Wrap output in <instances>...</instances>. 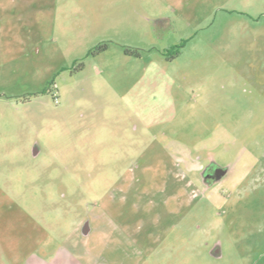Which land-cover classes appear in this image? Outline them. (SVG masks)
Returning <instances> with one entry per match:
<instances>
[{
	"label": "rangeland",
	"instance_id": "1",
	"mask_svg": "<svg viewBox=\"0 0 264 264\" xmlns=\"http://www.w3.org/2000/svg\"><path fill=\"white\" fill-rule=\"evenodd\" d=\"M261 155L264 0H0V264H264Z\"/></svg>",
	"mask_w": 264,
	"mask_h": 264
},
{
	"label": "flooded vegetation",
	"instance_id": "2",
	"mask_svg": "<svg viewBox=\"0 0 264 264\" xmlns=\"http://www.w3.org/2000/svg\"><path fill=\"white\" fill-rule=\"evenodd\" d=\"M199 155L191 156L192 164L189 168V171L192 174H197L196 177L187 178V195L188 199L192 201L195 197L200 195L202 192H205L211 188H213L217 183L222 181V178L225 177L231 170L232 164L230 165H221L212 157L205 160V162L200 161ZM256 160V165L247 166L245 168V175L248 172L264 174V156L254 157ZM195 163L199 165L196 166ZM81 227L82 230L88 229V222H85ZM210 254L215 257H221V248L219 241L211 248ZM264 255V250L260 251L259 255Z\"/></svg>",
	"mask_w": 264,
	"mask_h": 264
},
{
	"label": "crops",
	"instance_id": "3",
	"mask_svg": "<svg viewBox=\"0 0 264 264\" xmlns=\"http://www.w3.org/2000/svg\"><path fill=\"white\" fill-rule=\"evenodd\" d=\"M38 152V150H37ZM91 230L88 228V232L86 234L83 233L84 236V244L86 245L85 249L80 252H75L70 248L65 246L61 247L56 254L53 255V258L48 254L47 249L44 247L36 252H31L27 257L25 264H92V259L89 251V243L92 238ZM99 240H102L99 236ZM79 244L81 241L79 239L76 240ZM76 241L73 242L75 248H79ZM89 242V243H88ZM44 244V243H43Z\"/></svg>",
	"mask_w": 264,
	"mask_h": 264
},
{
	"label": "built area",
	"instance_id": "4",
	"mask_svg": "<svg viewBox=\"0 0 264 264\" xmlns=\"http://www.w3.org/2000/svg\"><path fill=\"white\" fill-rule=\"evenodd\" d=\"M50 91H51V95H52L54 101L57 102L58 101V94L56 92V86H54L53 89H50Z\"/></svg>",
	"mask_w": 264,
	"mask_h": 264
},
{
	"label": "trees",
	"instance_id": "5",
	"mask_svg": "<svg viewBox=\"0 0 264 264\" xmlns=\"http://www.w3.org/2000/svg\"><path fill=\"white\" fill-rule=\"evenodd\" d=\"M106 47H107V45H105V44H103V45L102 44H99V45L96 46L95 50L100 52V51L105 50ZM128 51H130V50L129 49H126V52H128Z\"/></svg>",
	"mask_w": 264,
	"mask_h": 264
},
{
	"label": "water",
	"instance_id": "6",
	"mask_svg": "<svg viewBox=\"0 0 264 264\" xmlns=\"http://www.w3.org/2000/svg\"><path fill=\"white\" fill-rule=\"evenodd\" d=\"M87 232H88V229H87V230H85V229L83 230V233H84V234H86Z\"/></svg>",
	"mask_w": 264,
	"mask_h": 264
}]
</instances>
